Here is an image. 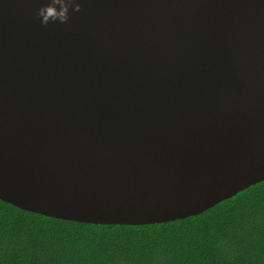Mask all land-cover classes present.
Instances as JSON below:
<instances>
[{
	"label": "water",
	"instance_id": "obj_1",
	"mask_svg": "<svg viewBox=\"0 0 264 264\" xmlns=\"http://www.w3.org/2000/svg\"><path fill=\"white\" fill-rule=\"evenodd\" d=\"M0 0V200L151 224L264 180V0Z\"/></svg>",
	"mask_w": 264,
	"mask_h": 264
},
{
	"label": "trees",
	"instance_id": "obj_2",
	"mask_svg": "<svg viewBox=\"0 0 264 264\" xmlns=\"http://www.w3.org/2000/svg\"><path fill=\"white\" fill-rule=\"evenodd\" d=\"M0 264H264V180L151 224L46 217L0 200Z\"/></svg>",
	"mask_w": 264,
	"mask_h": 264
},
{
	"label": "clouds",
	"instance_id": "obj_3",
	"mask_svg": "<svg viewBox=\"0 0 264 264\" xmlns=\"http://www.w3.org/2000/svg\"><path fill=\"white\" fill-rule=\"evenodd\" d=\"M79 12L81 10L80 0H48L43 6L36 10V16L42 25L46 26L50 22L66 23L69 19V9ZM226 242L221 241L220 245Z\"/></svg>",
	"mask_w": 264,
	"mask_h": 264
}]
</instances>
